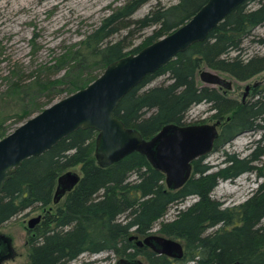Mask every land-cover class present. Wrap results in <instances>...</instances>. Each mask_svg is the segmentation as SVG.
<instances>
[{
    "label": "trees",
    "instance_id": "1",
    "mask_svg": "<svg viewBox=\"0 0 264 264\" xmlns=\"http://www.w3.org/2000/svg\"><path fill=\"white\" fill-rule=\"evenodd\" d=\"M146 1L129 0L116 8L77 46L56 55L52 63L28 74L20 68L12 69L5 95L21 105L16 119L24 122L56 97L87 86L110 62L129 52H138L171 32L207 0H179L133 18ZM133 24L138 30L155 27L128 51V35L116 41L110 37ZM261 25H264V0H245L206 39L147 74L115 109V115L126 125L139 129L150 139L167 124L194 123L186 119L189 109L208 101L213 116L224 120L214 147L224 145L241 132L259 131L260 137L250 152L244 156L226 152L224 165L217 169L204 161L205 155L196 158L187 182L180 188L169 189L165 173L146 153L135 150L102 166L95 157L97 130L72 131L45 152L26 158L0 191L2 225L27 208L49 205L58 177L69 168L80 166L81 179L65 195L63 204L36 225L28 242L30 264H72L85 252L101 251H111L117 258L141 255L146 264H232L237 260L240 264H264V166L257 163L264 162V81L255 88L253 99L243 103L215 87L199 85L196 79L202 64L238 80L262 72L264 36L252 38L263 46L262 52L246 55L245 47L246 39ZM163 75L167 77L150 85ZM6 118L0 120V138L12 131L5 124ZM248 171L262 178L248 199L224 206L221 199L212 195L220 179H234ZM190 196H196L192 204L180 208L173 219H164L172 204L184 202ZM157 221L159 233L184 241L183 257L159 254L147 245L138 246L136 239L130 238L155 231Z\"/></svg>",
    "mask_w": 264,
    "mask_h": 264
},
{
    "label": "water",
    "instance_id": "2",
    "mask_svg": "<svg viewBox=\"0 0 264 264\" xmlns=\"http://www.w3.org/2000/svg\"><path fill=\"white\" fill-rule=\"evenodd\" d=\"M244 1L207 0L171 32L138 52L113 60L87 86L55 100L0 138V191L26 158L45 152L78 128L97 130L95 157L100 165L108 166L132 151H142L165 173L169 189L183 186L192 174L194 159L214 148L220 134V119L215 123H170L152 138L146 139L139 129L126 125L116 116L115 109L147 74L158 70L192 44L206 39L212 29ZM199 76L206 83L232 87L231 81L216 70L202 69ZM247 89L249 84L246 85ZM80 179L81 173L74 170L61 174L53 201L59 202ZM41 219V215L31 218L29 228H34ZM130 238L136 239L138 246L147 245L155 252L171 258H181L185 253L184 243L179 238L156 231L144 237L134 234ZM11 253L10 239L0 232V264ZM115 264L146 262L140 256H121ZM232 264H240V261Z\"/></svg>",
    "mask_w": 264,
    "mask_h": 264
},
{
    "label": "rangeland",
    "instance_id": "3",
    "mask_svg": "<svg viewBox=\"0 0 264 264\" xmlns=\"http://www.w3.org/2000/svg\"><path fill=\"white\" fill-rule=\"evenodd\" d=\"M127 1L129 0H0V120L7 117L5 124L9 125L10 130L23 122L16 119L21 105L5 95L9 85L8 75L11 70L20 68L24 74H28L46 63H52L56 55L73 45L77 46L91 30L102 23L106 16ZM178 1L148 0L139 7L132 17H143L152 9L166 7ZM154 27L149 26L138 30L134 28L133 24L131 26L132 31H129L131 28L122 29L111 36L110 39L116 41L128 35L126 50L131 51L143 41L145 36L152 33ZM259 36H264V25L258 26L254 34L246 39L245 47L248 51L246 55L263 51V46L260 43L252 41L253 37L258 38ZM235 53L232 52V54ZM202 69L216 70L222 77L231 81L232 89L228 90L227 94L239 100L247 84L262 80L264 77V70L249 79L238 80L229 73L206 64H202L200 71ZM100 71L101 69L96 70L98 73ZM63 72L64 70L60 73ZM166 77L167 75L160 76L150 85L157 84ZM196 79L199 85L213 86L200 78L199 71ZM216 87L223 91L219 88V85H216ZM65 95L62 94L56 97L55 100ZM250 98L252 96L248 97V99ZM212 113L210 103L202 101L194 104L189 109L186 119L194 123H215L216 117ZM259 137V131L242 132L224 145L218 148L214 147L205 155L204 161L213 164V169H217L224 165L226 152H236L244 156L254 147ZM257 163L261 164L263 162L258 161ZM68 170L81 173L80 166ZM261 181L262 178L255 172H244L234 179H220L212 195L217 199H221L224 206H232L248 199ZM64 199L65 195L57 203L52 201L47 206L37 205L27 208L0 225V232L10 239L12 247L11 255L5 258L1 264H30L28 242L35 233V228H29V220L41 215L40 222L42 223L50 213L55 212L58 206L63 204ZM195 199L196 196H190L184 202L172 204L164 219H173L180 208L187 207ZM158 227L159 221L155 223L154 230L156 232H158ZM214 228H217V226L211 229ZM180 240L184 242L182 239ZM140 257L144 259L141 255ZM116 260L117 257L111 251L85 252L76 258L72 264H81L85 261H89L91 264H105L116 262ZM186 264H192V262Z\"/></svg>",
    "mask_w": 264,
    "mask_h": 264
},
{
    "label": "flooded vegetation",
    "instance_id": "4",
    "mask_svg": "<svg viewBox=\"0 0 264 264\" xmlns=\"http://www.w3.org/2000/svg\"><path fill=\"white\" fill-rule=\"evenodd\" d=\"M263 81H264V77H263L262 80H259V81H256V82H254V83L249 84V89H247V90H246V86H245V90L243 91V93H242V97H241L240 100H239L238 98H235V97L229 96V95L227 94L228 90L232 89V87H230V88H226L225 86L219 85V88L223 89V91H221L220 89H218V88L216 87V85H213V86H210V87H215V88H217V89L219 90V92H221L222 94H226V96H228V97L231 98V99H234V100H236V101H238V102H243V103H245V102L250 101V100L253 99L255 88H256L258 85H260L261 83H263ZM207 86H208V85H207ZM249 96H252V98L248 99ZM218 120H219V118L216 117V121H215V122H217ZM220 121H221V122L218 124V129H219V131H221L222 126L224 125V120L220 119ZM241 133H242V132H241ZM239 134H240V133H239ZM39 223H40V222H39ZM39 223H37V224H39ZM37 224H36V225H37ZM35 227H36V226H35ZM35 227H34V228H35Z\"/></svg>",
    "mask_w": 264,
    "mask_h": 264
}]
</instances>
